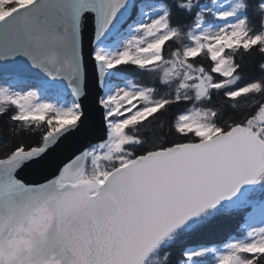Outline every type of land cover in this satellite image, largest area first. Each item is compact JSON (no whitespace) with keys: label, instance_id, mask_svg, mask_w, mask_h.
I'll return each instance as SVG.
<instances>
[{"label":"snow or ice","instance_id":"snow-or-ice-1","mask_svg":"<svg viewBox=\"0 0 264 264\" xmlns=\"http://www.w3.org/2000/svg\"><path fill=\"white\" fill-rule=\"evenodd\" d=\"M253 54L264 0H0V117L12 137L39 134L0 153V264H173L177 242L223 220H246L244 238L182 264H264ZM71 138L89 146L58 159Z\"/></svg>","mask_w":264,"mask_h":264},{"label":"trees","instance_id":"trees-1","mask_svg":"<svg viewBox=\"0 0 264 264\" xmlns=\"http://www.w3.org/2000/svg\"><path fill=\"white\" fill-rule=\"evenodd\" d=\"M154 2V0H148ZM205 0H201L204 3ZM172 46L171 42H168L165 47ZM198 64L208 67L209 61L205 60L202 55L195 58ZM264 62L258 54H253L252 56H245L243 60L244 65V79L249 80L252 78H260L264 73H261L258 69L259 63ZM122 75L128 78L138 79L142 84H147L153 86V80L147 75H139L136 73L135 69L132 67L126 68ZM160 89L161 92L165 91L163 86L156 82L155 85ZM242 86V85H241ZM214 103H221L220 97H214ZM191 105H180L178 107H173L166 115L163 117L165 122V127L169 126L173 117L179 114L183 108L190 107ZM225 111H228L225 109ZM231 114V113H229ZM0 153L5 150V144L11 146V144L17 142V140H23L26 145L37 146L39 141V134H25L23 137H12L10 133V125L8 124L7 116L0 117ZM246 220H223L219 221L203 230L191 233L187 235L182 241L177 242L171 249L172 251V261L173 264H180L182 261V253L184 250L190 247L197 246H222L228 242L232 237H244L246 235L245 229ZM212 262V257L208 256L204 258Z\"/></svg>","mask_w":264,"mask_h":264},{"label":"water","instance_id":"water-1","mask_svg":"<svg viewBox=\"0 0 264 264\" xmlns=\"http://www.w3.org/2000/svg\"><path fill=\"white\" fill-rule=\"evenodd\" d=\"M93 123H98L99 121V115H95L93 118ZM92 142H96L94 138H92ZM89 146V141L87 140H79L77 138H71L67 141H64L56 150V156L57 158H63L68 154V152L73 148H79L80 150H83V148H86ZM78 154V153H77ZM47 175L49 179H51V175H48L47 173H43L40 175H27L25 178L29 181L39 180L43 182V177Z\"/></svg>","mask_w":264,"mask_h":264},{"label":"rangeland","instance_id":"rangeland-1","mask_svg":"<svg viewBox=\"0 0 264 264\" xmlns=\"http://www.w3.org/2000/svg\"><path fill=\"white\" fill-rule=\"evenodd\" d=\"M148 2H150V1H148ZM209 2H210V0H208L206 3H209ZM233 239H242V238L233 237L231 240H233ZM197 247H201V246H197ZM211 247L222 248L223 246H211ZM190 248H196V247H190ZM180 264H182V261L180 262ZM205 264H212V262L205 261Z\"/></svg>","mask_w":264,"mask_h":264}]
</instances>
